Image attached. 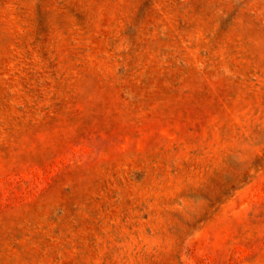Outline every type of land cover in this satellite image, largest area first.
<instances>
[{"label":"rangeland","instance_id":"374dc122","mask_svg":"<svg viewBox=\"0 0 264 264\" xmlns=\"http://www.w3.org/2000/svg\"><path fill=\"white\" fill-rule=\"evenodd\" d=\"M0 264H264V0H0Z\"/></svg>","mask_w":264,"mask_h":264}]
</instances>
